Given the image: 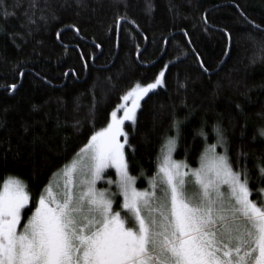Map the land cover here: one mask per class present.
<instances>
[{
  "label": "trees",
  "instance_id": "16d2710c",
  "mask_svg": "<svg viewBox=\"0 0 264 264\" xmlns=\"http://www.w3.org/2000/svg\"><path fill=\"white\" fill-rule=\"evenodd\" d=\"M14 2L0 0V24L5 29L0 34V183L9 175L24 180L32 197L29 208L92 132L106 126L119 97L137 82H152L165 64L169 66L166 87L142 102L135 130L130 125L126 128L136 149L134 153L128 149L136 186L145 189L156 172L162 137L166 129L172 134L169 123L175 110L178 119L188 118L174 158L187 159L197 167L205 142L198 135L193 139L195 130L206 122L207 143L212 144L216 142L212 125L219 122L234 167L238 151L248 154L251 198L258 199L255 164L257 157H264V138L257 132L264 126V60L251 62L256 49L247 38L251 25L245 16L264 26V0H152L151 14L144 10L145 0H128L127 11L121 5L119 13L135 24L124 22L118 37L114 27L109 31L117 15L110 0H87V8H78L75 0H40L41 7L45 2L48 6L47 20L37 19L30 28L21 27L23 9L8 6ZM171 5L178 6V14L169 11ZM5 7L9 13H17L6 24ZM226 33L231 34L230 41ZM253 35L259 37L260 33ZM95 43L102 48L97 49ZM81 53L88 58L87 69ZM197 55L208 74L199 67ZM65 72H69L67 77ZM180 82L186 87L178 88ZM13 83L17 85L14 92L9 87ZM77 97L79 112L74 111ZM93 101L98 113L95 127L85 122L75 130L74 119L83 120ZM33 105L38 108L34 110ZM217 151L224 149L218 147ZM243 163L241 157L240 165ZM115 199L118 208L120 197ZM28 215L26 210L23 220Z\"/></svg>",
  "mask_w": 264,
  "mask_h": 264
},
{
  "label": "snow or ice",
  "instance_id": "6c2138e0",
  "mask_svg": "<svg viewBox=\"0 0 264 264\" xmlns=\"http://www.w3.org/2000/svg\"><path fill=\"white\" fill-rule=\"evenodd\" d=\"M75 4L78 8L88 7L87 0H75ZM110 4L117 9V15L109 31L114 27L118 37L124 22L135 21L119 13L121 5L127 11L128 0H110ZM8 6L23 9L21 27L30 28L37 19L47 20L46 2L41 7L40 0H15ZM153 9L152 0H145V12L151 14ZM173 10L178 14V6L171 5L169 11ZM16 14L5 7L4 23ZM52 18H56L55 14ZM245 20L251 25L247 38L256 49L251 62L264 60V26L246 16ZM4 31L0 24V34ZM75 31L79 35V29ZM253 32L260 33L259 37ZM226 35L230 41L231 34ZM95 47L101 49L102 45L95 43ZM136 51L140 53L139 46ZM80 59L87 69L88 58L81 53ZM197 61L207 73L209 69L199 55ZM168 68L165 64L152 82H137L119 97L106 126L94 130L75 159L53 174L62 178L63 184L58 179L53 187L50 181L34 207L29 208L32 197L24 180L9 175L0 183V264H264V157L256 158L258 199H252L248 154L238 151L234 167L228 139L219 122L212 125L215 143H207L206 122L195 130L193 139L201 136L205 147L198 157V166L192 167L187 159L176 160L173 156L184 138L182 125L188 118L178 119L173 110L169 123L172 134L165 130L156 172L148 179L147 188L136 186L137 177L131 174L128 159V149L133 153L136 149L126 128L130 125L135 130L142 102L166 87ZM71 74L77 75L74 71ZM68 75L69 72L64 73L65 77ZM9 87L14 92L17 85ZM185 87L183 82L178 84V88ZM236 107L239 109L240 105ZM37 108L33 105L34 110ZM74 111H80L79 97L74 101ZM97 115L93 101L83 120L74 119V129L79 130L85 122L94 128ZM257 132L264 137V127ZM218 147L224 151L217 152ZM108 169L115 170L116 179L107 180L109 186L115 184V192L111 187H97ZM117 195L121 198L118 208L114 206ZM26 210L30 215L23 220Z\"/></svg>",
  "mask_w": 264,
  "mask_h": 264
},
{
  "label": "rangeland",
  "instance_id": "374dc122",
  "mask_svg": "<svg viewBox=\"0 0 264 264\" xmlns=\"http://www.w3.org/2000/svg\"><path fill=\"white\" fill-rule=\"evenodd\" d=\"M122 114V113H121ZM264 127V126H263ZM262 138H264V137H262ZM218 152V151H217ZM75 159V157H73V159L70 161V163L73 161ZM70 163H68V164H70ZM67 164V165H68ZM64 168V167H63ZM62 168V169H63ZM61 170V169H60ZM58 173V172H57ZM60 180V183H61V185L63 184V179L62 178H60V177H58V176H53L52 177V179L50 180L51 182H52V184H53V187H55L56 186V182H57V180ZM108 179H112V180H115L116 179V174H115V170L114 169H108L107 170V172H106V175H105V179L104 180H102V181H98L97 182V187L98 188H109V187H111V190L113 191V192H115L116 191V187H115V184H113V185H111V186H109L108 185V183H107V180ZM147 187H148V180H147ZM146 187V188H147ZM118 196V195H117ZM121 199V198H120Z\"/></svg>",
  "mask_w": 264,
  "mask_h": 264
},
{
  "label": "water",
  "instance_id": "95a60500",
  "mask_svg": "<svg viewBox=\"0 0 264 264\" xmlns=\"http://www.w3.org/2000/svg\"><path fill=\"white\" fill-rule=\"evenodd\" d=\"M207 74H208V72H207Z\"/></svg>",
  "mask_w": 264,
  "mask_h": 264
}]
</instances>
